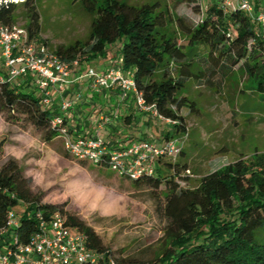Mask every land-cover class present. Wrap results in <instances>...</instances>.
<instances>
[{
    "label": "trees",
    "instance_id": "16d2710c",
    "mask_svg": "<svg viewBox=\"0 0 264 264\" xmlns=\"http://www.w3.org/2000/svg\"><path fill=\"white\" fill-rule=\"evenodd\" d=\"M174 1L196 3V0ZM231 1L229 6L225 0L211 2L203 18L192 25L179 18L187 38L186 43L181 44L165 31L169 14L160 0L143 4L129 0H79L92 16L88 39L59 45L53 53L66 61L88 64L107 58L111 46L116 45L121 67L133 73L147 103L175 121L164 139L182 141L180 158L184 154V138L189 134L181 109L189 106L191 110H198L195 100L184 95L191 81L209 89L218 88L240 68L249 79L245 92L251 98L264 99V23L257 18L264 11V0H251L253 16L244 11L241 0ZM20 6L31 11L28 33L33 41L35 33L40 32L38 28L35 32L32 30L33 23L39 24L37 0L0 1V25L16 24ZM39 40L42 43L36 44L48 46L46 40ZM112 90H117L118 103L133 96L127 94L122 100V91ZM57 99L53 106L46 107L30 73L15 79L5 78L0 83V112L7 113L5 120L17 121L20 115L25 116L43 130L44 142L51 143L56 137L62 139L61 126H67L74 138L94 137L99 133L86 129L87 113L81 119L73 109L71 117H67ZM57 115L64 118L61 126L52 125ZM123 116L124 121L130 123L134 112L126 111ZM101 136L111 145L131 138L127 131L120 132L119 138L112 140L107 128ZM3 139L0 152H3ZM179 158L171 160L160 156L156 171L132 179L135 184L144 183L154 190L166 187L163 205L168 219L166 245L150 263L115 257L85 221L57 205L43 203L42 191L33 189L32 179L12 156L0 168V218L3 222L9 207L21 209L20 230L27 241L28 235L36 229L31 217L35 210H61L67 215L69 224L85 233L87 244L103 254L101 264H111L112 259L115 264H264V151L255 152L251 160L241 157L202 175L194 187L182 185L190 181L192 172ZM97 166L109 168L107 158Z\"/></svg>",
    "mask_w": 264,
    "mask_h": 264
},
{
    "label": "rangeland",
    "instance_id": "374dc122",
    "mask_svg": "<svg viewBox=\"0 0 264 264\" xmlns=\"http://www.w3.org/2000/svg\"><path fill=\"white\" fill-rule=\"evenodd\" d=\"M129 1L143 4L155 0ZM160 1L169 14L165 31L185 44L186 34L178 19L184 18L190 25L197 23L208 5L220 0H196L195 4ZM36 12L39 24L33 23L32 30L35 32L38 28L40 32L35 33L33 41L42 43L39 38L46 40L50 52L59 45L88 39L92 16L79 0H37ZM30 15L31 11L20 6L16 24L28 30ZM109 52L107 58L88 64L81 62L76 71H83L88 66L106 70L108 66L103 65L106 60L113 61L112 66H121L118 47L112 45ZM248 80L246 72L236 68L218 88L209 89L191 81L184 91L198 107V110H191L189 106L181 109L188 122L189 134L184 138V154L178 158L182 164L187 163L192 172L190 181L182 183L184 187H194L202 175L241 157L251 160L255 152L264 151V99L251 98L245 92ZM87 84L81 79L66 87L63 95L76 101V117L82 119L87 113V130L102 134L106 128L110 129L112 140L119 138L120 132L127 131L131 134L128 139L142 137L156 143L164 140L170 123L140 111L133 96L118 103L115 100L117 90H106L95 96ZM127 101L130 104L125 105ZM126 108L134 112L130 123L124 121ZM116 111L121 115L115 117ZM6 114L0 112V140L5 138L0 168L7 158H17L32 179L33 189L42 191V202L57 205L85 221L115 257L135 258L140 263L155 260L166 245L165 185L159 190L144 183L137 185L110 168L97 166L89 159L75 158L67 154L63 139L56 137L48 145L43 140V130L25 116L8 122ZM102 115H110L113 120L99 131Z\"/></svg>",
    "mask_w": 264,
    "mask_h": 264
},
{
    "label": "built area",
    "instance_id": "2783aa9c",
    "mask_svg": "<svg viewBox=\"0 0 264 264\" xmlns=\"http://www.w3.org/2000/svg\"><path fill=\"white\" fill-rule=\"evenodd\" d=\"M241 3L244 11L253 16V2L241 0ZM225 4L232 5V1L225 0ZM257 18L264 23V11ZM79 64L78 60L66 61L50 52L47 46H39L31 41L26 28L17 24L0 25V83L5 78L15 79L30 73L34 77L42 103L46 107L53 106L58 94L62 111L67 117H71L76 101L63 96L64 89L81 79L88 80L94 94L118 88L122 91V100L127 94H132L140 111L150 113L167 123H175L171 118L160 114L153 104L147 103L132 72H125L119 65L106 70L89 67L85 71H76ZM114 116L117 117L118 114L115 113ZM101 120L99 131L111 124L113 119L110 115H102ZM63 121L64 118L57 115L52 120V125L61 126ZM60 131L65 150L71 156L89 159L96 165L107 158L110 169L129 179L156 171L160 156L176 160L182 146V141L176 138L164 139L161 143L149 139H127L111 145L112 143H106L100 133L94 137L80 135L74 138L69 134L67 126H61ZM21 216V209L9 207L3 222L0 218V264H101L103 254L87 244L85 233L69 224L67 215L61 210H35L31 217L36 223V229L28 235L27 241L24 239L25 233L20 230ZM111 264H115L113 259Z\"/></svg>",
    "mask_w": 264,
    "mask_h": 264
},
{
    "label": "crops",
    "instance_id": "0c3cea01",
    "mask_svg": "<svg viewBox=\"0 0 264 264\" xmlns=\"http://www.w3.org/2000/svg\"><path fill=\"white\" fill-rule=\"evenodd\" d=\"M111 62H113V61L106 60V61H104V64H103V65L108 66V67H111V66L113 65ZM108 67H107V68H108ZM103 69H104V68H103ZM103 69H102V70H103ZM87 85H88V84H87ZM57 96H58V94H57ZM115 100H116V101L119 100V99H118V96H116ZM128 104H130V103H128V101H127L125 105H128ZM126 111H128V108H126ZM126 111H125V112H126ZM131 112H132V111H131ZM45 143H46V142H45ZM47 144L49 145V144H51V143H47Z\"/></svg>",
    "mask_w": 264,
    "mask_h": 264
}]
</instances>
